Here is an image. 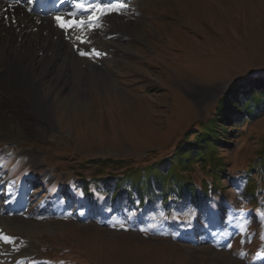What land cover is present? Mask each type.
<instances>
[{"label":"rangeland","instance_id":"374dc122","mask_svg":"<svg viewBox=\"0 0 264 264\" xmlns=\"http://www.w3.org/2000/svg\"><path fill=\"white\" fill-rule=\"evenodd\" d=\"M126 3L70 55L27 49L44 99L0 100V234L12 238L0 264H264V105L254 117L232 105L238 85L264 76V0ZM92 48L106 54L99 74L77 75ZM223 104L216 149L174 164L208 196L202 207L167 215L158 194L109 208L102 178L193 155L184 143Z\"/></svg>","mask_w":264,"mask_h":264},{"label":"bare ground","instance_id":"6f19581e","mask_svg":"<svg viewBox=\"0 0 264 264\" xmlns=\"http://www.w3.org/2000/svg\"><path fill=\"white\" fill-rule=\"evenodd\" d=\"M6 1L0 0V100L7 104L17 99L40 98V96L44 99L41 94L42 84L34 78L35 67L38 63H26L30 58L27 49L32 47L36 49L40 53V60L46 59L58 50L63 55H70V48L81 47L85 44L81 43L82 40H93L94 31L87 28L82 31L75 26L61 28L57 18L69 24L79 23L81 19H86L90 15L87 10L88 6L101 1L84 2L85 6L80 11H76L68 7L76 5L75 0H55L56 5L50 10L53 16L50 15V17L45 16L47 14L44 15L37 5L48 3V0H27L28 2L25 1L27 3L19 0L16 2L17 5L12 6H8ZM12 18H15V23L12 22ZM110 18L109 15L104 17L103 25L111 20ZM63 34L68 36V46H65L61 40ZM115 43L114 36L111 35L100 41V45L106 47L113 46ZM101 65L102 61L99 58L81 57L76 64V73L79 76L88 72L96 75L99 74L98 68Z\"/></svg>","mask_w":264,"mask_h":264},{"label":"trees","instance_id":"16d2710c","mask_svg":"<svg viewBox=\"0 0 264 264\" xmlns=\"http://www.w3.org/2000/svg\"><path fill=\"white\" fill-rule=\"evenodd\" d=\"M239 98L242 106L246 105L247 109L246 114H249L251 117H254V114L257 113L255 110H259L264 105V76L261 79H251L245 83L238 85L232 92V105L235 103V107L238 108ZM223 104L222 107H224ZM253 105L257 108L253 109ZM216 111V115L210 123H206L195 136L194 140H186L184 143L185 148L189 153L193 155H188L186 152L182 154L180 149L177 150L167 161L155 163L153 167H149L147 172L141 168H137L136 172L138 173L137 177L134 175L131 177L128 176H113L102 178L101 183L99 184L102 188L101 190L111 195L113 199L112 203L115 204L119 199L124 201V196H127V203L133 202L134 197H140V204H143L145 201H153L156 195L161 194L163 197L164 204V214L169 215L179 206L180 204L189 201L194 208L202 207L203 200L208 196L206 194L202 195L199 191L198 186L192 180H183V176L177 173L174 170V164L176 161H180L182 158V163L186 164L190 158L199 159L202 158L205 151H212L216 149L218 143L221 142L226 136L227 128H224V124H220L219 121H225L227 114L226 107ZM230 109V108H229ZM231 112V111H230ZM236 117L241 118L244 116L243 112L239 113V109H236L235 112H231ZM238 113V114H237ZM183 145L181 146V148ZM182 150V149H181ZM186 151V150H185ZM264 155V153H263ZM179 158V160H178ZM264 159V157H263ZM141 170V171H140ZM172 170V172H171ZM264 170V167H263ZM134 171V170H133ZM146 174H145V173ZM124 175V174H123ZM116 180V181H115ZM82 184L86 185L87 181L80 180ZM129 185V186H128ZM87 187V186H86ZM173 189V190H171ZM176 191V196L172 195ZM92 199L91 201L97 202L93 197L95 193L89 192L86 193ZM138 195V196H137Z\"/></svg>","mask_w":264,"mask_h":264},{"label":"snow or ice","instance_id":"6c2138e0","mask_svg":"<svg viewBox=\"0 0 264 264\" xmlns=\"http://www.w3.org/2000/svg\"><path fill=\"white\" fill-rule=\"evenodd\" d=\"M129 7L130 5L126 3V0H102V2H97L94 5H89L87 10L90 12V15L86 19H81L79 23L73 22L69 24L60 20L59 17L57 19L61 28L66 29L75 26L77 28H80L82 31L85 28L92 31H98L101 27H103V17L111 15L113 13L123 15L129 9ZM5 19H8V17H5ZM12 22H16L15 18H12ZM89 42V40L81 41V43L85 44ZM79 55L86 56L91 59H96L106 54L98 51L95 48H92L90 51L80 50ZM0 240H3L5 243H12V238L4 236L3 234H0ZM17 264H19V262H17Z\"/></svg>","mask_w":264,"mask_h":264}]
</instances>
